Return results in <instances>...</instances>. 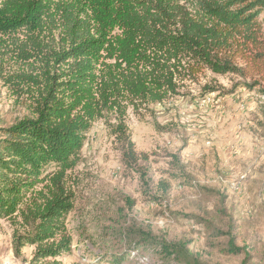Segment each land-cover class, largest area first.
<instances>
[{"label": "trees", "instance_id": "trees-1", "mask_svg": "<svg viewBox=\"0 0 264 264\" xmlns=\"http://www.w3.org/2000/svg\"><path fill=\"white\" fill-rule=\"evenodd\" d=\"M261 11L264 0H0V59L22 61L7 82L29 110L0 127V218L20 216L30 229L15 233V251L27 242L43 257L69 251L68 175L95 122L114 115L110 131L136 162L128 108L161 103L204 70L246 75L239 62L264 57ZM161 247L180 256L185 245ZM230 247L241 250L233 238Z\"/></svg>", "mask_w": 264, "mask_h": 264}, {"label": "rangeland", "instance_id": "rangeland-1", "mask_svg": "<svg viewBox=\"0 0 264 264\" xmlns=\"http://www.w3.org/2000/svg\"><path fill=\"white\" fill-rule=\"evenodd\" d=\"M258 20L264 30V11ZM9 56L0 59V127L29 115L27 95L7 82L22 61ZM248 62H239L244 76L204 70L179 80L175 96L128 108L136 162L110 131L114 115L95 122L68 175L70 250L43 257L27 242L17 253L15 233L30 229L14 215L0 218V264H264V57ZM145 232L155 245L141 241ZM163 240L183 253H164Z\"/></svg>", "mask_w": 264, "mask_h": 264}]
</instances>
